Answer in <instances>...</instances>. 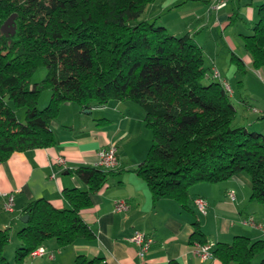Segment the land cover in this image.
Returning <instances> with one entry per match:
<instances>
[{"label": "trees", "instance_id": "16d2710c", "mask_svg": "<svg viewBox=\"0 0 264 264\" xmlns=\"http://www.w3.org/2000/svg\"><path fill=\"white\" fill-rule=\"evenodd\" d=\"M153 1L0 0V25L16 14L15 32L0 30V162L15 150L52 145L50 123L66 101L91 108L130 100L142 107L152 134L134 171L153 200L167 196L187 207L191 186L244 173L251 181L249 201L264 203V133L249 129L253 122L234 123L238 110L230 100L233 92L207 71L193 34H173L156 18L142 17ZM256 13L242 40L252 66L261 68L264 1ZM38 67L46 73L33 82ZM46 89L51 92L48 103L38 107ZM17 108H24L22 120ZM254 113L253 121L264 118L263 112ZM73 172L87 188H64L66 207L37 198L22 209L28 219L17 231L12 261L4 254L8 229L0 228V264H22L49 238L64 247L91 236L79 211L91 203L89 192L101 188L110 170L78 166ZM192 236L204 244L200 229ZM211 252L222 264H264V239L239 234L230 243H216ZM74 264L106 263L100 256L77 254Z\"/></svg>", "mask_w": 264, "mask_h": 264}, {"label": "crops", "instance_id": "0c3cea01", "mask_svg": "<svg viewBox=\"0 0 264 264\" xmlns=\"http://www.w3.org/2000/svg\"><path fill=\"white\" fill-rule=\"evenodd\" d=\"M189 1H202L209 16L204 18L202 15L194 22L189 21L190 25L179 20L181 27L174 24V20L166 19L169 11L183 8ZM263 1L227 0L223 7L215 11L209 9L212 0H154L146 6L144 13L148 19L156 18L173 34L190 32L200 46L198 35L209 29L208 23L223 31L228 26L236 25L233 34L243 44L242 35L251 32L252 24L257 19V5ZM246 25H249V29ZM229 48L235 52L232 45L229 44ZM239 58L241 67L235 74L240 72L243 77L247 76L249 67L252 68L251 58L247 52ZM210 65L212 70L215 64ZM228 69L223 75L219 73L229 82L227 76L231 71L230 67ZM255 69L264 77V67ZM243 84L240 78L237 87ZM126 101L130 100H110L91 108H82L75 102L66 101L62 103L63 106L71 107L73 112L69 118L58 120L57 116L51 121L50 127L55 135L52 145L15 150L0 162V228L8 229L9 243L15 239L13 243L17 246V231L24 224L19 219L23 214L22 209L37 198L47 199L56 208L66 207L64 188H87L73 169L96 166L100 148L111 144L116 147L118 164L107 173L106 182L101 188L89 192L91 203L79 211L81 219L92 232L91 236L79 237L64 247H59L55 239L49 238L42 245L44 254H30L22 264H74L77 254L100 256L106 264H222L215 256L201 260L193 253L192 246L197 243L192 236L195 229H200L202 240L210 250L218 242L230 243L239 234L251 240L264 239V230L244 223L251 216L256 222L264 224L263 217H254L249 213L251 210L248 207L262 204L249 201L251 181L244 173L216 183L200 182L191 186L187 207H181L167 196L153 200L146 183L134 171L146 155L152 136L150 138L145 126L144 114L141 118L139 116L142 127L138 119L135 120L136 125L133 124L126 112H134V107L124 105ZM237 102L239 122L255 124L253 120L256 114L249 107L253 104L242 95H239ZM106 106L111 107L116 117L96 115ZM259 109L263 110L264 106ZM121 122L126 124L121 126ZM142 135V143L138 144ZM58 157L64 158L63 165L56 162ZM8 193L14 195V209L11 212L2 208ZM195 195L206 198L208 206L205 214H200L194 206L192 197ZM118 198L127 202L126 210L114 211L113 202ZM135 229L150 234L154 239L143 257L137 254V247L129 240Z\"/></svg>", "mask_w": 264, "mask_h": 264}, {"label": "rangeland", "instance_id": "374dc122", "mask_svg": "<svg viewBox=\"0 0 264 264\" xmlns=\"http://www.w3.org/2000/svg\"><path fill=\"white\" fill-rule=\"evenodd\" d=\"M169 12L170 13H167L165 16L166 19L169 18L170 20H174V24L180 25L179 27H181V23H182L179 20H182L185 23H187V25H190L189 21L194 22V20H197L196 18L202 15L204 18L205 16L207 17V15L209 16V14L206 12V7L202 1H189L184 5L183 8H178L176 10H171ZM142 17H146V15L143 14ZM235 26L236 25H231L230 27L228 26L227 28H225L226 26L224 25L225 30L223 31L220 27L218 26L215 27L213 24L208 23V28L210 29V31L209 29L208 30L206 29L203 34L198 35V41L200 42L202 49L204 50V65L206 66L207 71L210 72L211 71L210 64L214 63L216 69L220 73H222V75L224 73H227L229 70L228 68L230 67L231 72L227 76L230 81L228 82L227 80V82L230 84L232 88V92L233 91L235 92L234 96L233 93L232 95H230V100L235 105L236 108L239 106L237 102L239 95H242L244 99L245 98L248 99V101H250L254 107L261 108L264 106V77H262V74L258 73L253 66H252L253 69L249 67L250 70L248 71L247 76L243 77L242 73L240 72L239 74L238 73L235 74V72L237 71L236 69L237 67L236 62L238 61L237 58L239 56L242 57V55L246 53V51L242 47L243 44L239 43L241 42V40L239 41L237 39V36L233 34V30ZM248 26L249 25H246V27ZM194 27L195 26H193V28ZM207 32H209V34ZM229 36H231V39H229ZM229 44L234 47L233 50L235 52H232L231 48H229ZM234 57L236 60L234 59ZM45 73H46L45 67H38L36 71L33 73L32 81L33 82L41 81V79L45 76ZM240 78L242 79L244 84L242 87L238 88L237 84ZM50 93L51 92L49 89L43 90L41 92L39 96L38 107H43L48 103V100L50 98ZM129 104L134 107V112H131L130 114L126 112V114H128L132 118V122L135 125H136L135 122L138 119V121L140 122V126L142 127L141 120H139V116L141 118V116L144 114L142 107L133 101H126V103H124V105H129ZM253 106L251 107L253 108ZM106 107H104L100 111H97L96 115L100 116V115L108 114L110 116L116 117L115 113L111 111V107H107V108ZM23 110L24 108L15 109L16 116L19 120L23 119ZM72 112L73 111L71 107L63 106V104H61L57 119L59 120V119L69 118L71 117ZM237 121L239 120L236 119L234 123H238ZM254 122L255 124L249 125L248 128L252 130H261L264 133V118L256 119ZM125 124L126 122H121V126H124ZM148 133L150 134L149 136L151 138L152 135H151V130L149 128H148ZM143 137L144 135L139 137L140 141L138 144L142 143ZM260 204L262 205L258 207L255 206L254 208H252L253 206L248 207V209L251 210L249 213L253 214L254 217H263L264 219V207H262L264 206V203H260ZM249 218L252 217L250 216L246 219ZM252 220H254V218H252ZM254 222L256 221L254 220ZM256 223L262 224L264 228V224L262 222H256ZM14 240L11 243H9V245L5 248L4 251L5 256L10 261H12L13 251L16 247V244L13 243ZM257 256L259 257V255Z\"/></svg>", "mask_w": 264, "mask_h": 264}, {"label": "built area", "instance_id": "2783aa9c", "mask_svg": "<svg viewBox=\"0 0 264 264\" xmlns=\"http://www.w3.org/2000/svg\"><path fill=\"white\" fill-rule=\"evenodd\" d=\"M226 2L227 0H212L211 4L209 5V9L215 11L219 10L221 7L225 5ZM212 71H213V76L220 78L225 90L229 94H231L232 88L230 84L227 82V80L220 77V73L215 67L212 69ZM252 111L264 113V109L260 110L259 108L254 106L252 108ZM56 162L63 165L64 158L58 157L56 159ZM117 164H118V158L116 153V147L113 144L107 145L98 150L97 161H96L97 167L107 171L115 168ZM229 195L231 198H233L232 192H230ZM192 202L200 214H205L207 212L208 202L205 197L195 196ZM13 206H14V195L12 193H8L6 194L5 199L2 202V208L7 212H11L14 209ZM113 209L116 212L124 211L127 209V202L124 199H119V198L115 199L113 202ZM244 223H247L255 227H259L262 230H264L262 224L254 222L252 218L245 219ZM129 240L137 247V254L140 257H143L147 253L151 244L154 241L153 237L150 234L140 229H135L132 232V234L129 236ZM192 248H193V253L196 256H198L201 260H205L213 256L208 244L195 243L193 244ZM44 253H45V249L42 246H40L34 251H32L31 255H35V254L42 255Z\"/></svg>", "mask_w": 264, "mask_h": 264}, {"label": "water", "instance_id": "95a60500", "mask_svg": "<svg viewBox=\"0 0 264 264\" xmlns=\"http://www.w3.org/2000/svg\"><path fill=\"white\" fill-rule=\"evenodd\" d=\"M16 14L15 13H11L5 20L4 22L0 25V30L5 34V35H9V34H13L15 32V24H14V19H15ZM20 221L23 223L27 222L28 219V215L22 214L19 217Z\"/></svg>", "mask_w": 264, "mask_h": 264}]
</instances>
